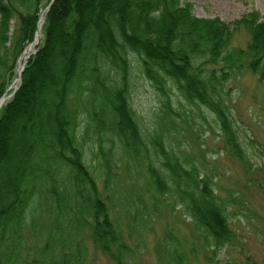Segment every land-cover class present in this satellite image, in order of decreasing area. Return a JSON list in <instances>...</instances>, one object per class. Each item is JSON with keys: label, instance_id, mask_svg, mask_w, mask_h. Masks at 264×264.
<instances>
[{"label": "trees", "instance_id": "obj_1", "mask_svg": "<svg viewBox=\"0 0 264 264\" xmlns=\"http://www.w3.org/2000/svg\"><path fill=\"white\" fill-rule=\"evenodd\" d=\"M49 6L0 108V264H92L91 252L139 264L151 225L178 207L189 233L166 230L158 264L231 247V211L251 184L264 190V170L252 173L227 85L249 73L264 87V15L228 23L182 0H0V99ZM241 32L246 46L234 47ZM140 75L158 99L146 115L132 102ZM205 127L244 188L208 172Z\"/></svg>", "mask_w": 264, "mask_h": 264}, {"label": "rangeland", "instance_id": "obj_2", "mask_svg": "<svg viewBox=\"0 0 264 264\" xmlns=\"http://www.w3.org/2000/svg\"><path fill=\"white\" fill-rule=\"evenodd\" d=\"M193 6L196 16L201 18H220L232 23L252 11L264 15V0H182ZM43 38L42 32L39 40L28 45L30 54L36 52ZM246 35L241 32L233 40L234 47L245 48ZM25 52V51H24ZM24 54V53H23ZM23 56V55H22ZM19 66V64H18ZM18 69V67H17ZM136 90L132 102L140 114L146 115L158 106V99L149 83L138 76ZM227 88L233 98L232 108L244 135L253 143L255 157L253 159L252 173L255 177L262 176L264 170V87L249 73L234 78ZM211 132L204 128L202 135L203 149L206 151L208 172L219 177L221 185L229 190L244 188L246 183L245 171L233 162L222 149L220 132L217 127ZM189 149V148H188ZM244 207L233 208L231 211V227L237 233L232 246L220 251L217 256L210 251L205 252L201 244L198 251L193 252L190 259L192 264H264V190L251 184L249 191L244 194ZM176 210H164L161 218L151 225L148 233V246L139 264H158L154 246L157 240L162 239L166 230L183 237L189 233L190 222ZM181 237V238H182ZM199 243L196 244L198 246ZM93 255V253L91 252ZM90 254L92 264H109L106 259ZM95 256V254H94Z\"/></svg>", "mask_w": 264, "mask_h": 264}, {"label": "bare ground", "instance_id": "obj_3", "mask_svg": "<svg viewBox=\"0 0 264 264\" xmlns=\"http://www.w3.org/2000/svg\"><path fill=\"white\" fill-rule=\"evenodd\" d=\"M43 24H44V21L41 19L40 22H39V25H38V31L36 33V41L39 40L40 37H41V32H42ZM30 50H31L30 48L26 49L25 52H24V54H23V56H22V58H21V60L19 61V66H18V69H17V74H16V77H15V79L13 81L12 88H11L10 91L15 90L18 87V85H19V82H20V78H19V72L20 71L19 70L22 68L23 64L26 62V58L29 56ZM9 97L10 96H9V93H8V95H6L4 97V99L2 100V102H0V108L8 100Z\"/></svg>", "mask_w": 264, "mask_h": 264}, {"label": "water", "instance_id": "obj_4", "mask_svg": "<svg viewBox=\"0 0 264 264\" xmlns=\"http://www.w3.org/2000/svg\"><path fill=\"white\" fill-rule=\"evenodd\" d=\"M49 8H50V6H49V7L44 11V13L42 14L41 19H42L43 21L45 20V17H46V14H47ZM41 19H40V20H41ZM20 60H21V58H20ZM20 60H19V61H20ZM23 70H24V67L22 66V68L19 70V71H20V72H19V78H20V76H21ZM11 88H12V85L9 87V89H8L7 91H9ZM17 89H18V88H16V89L13 91L12 94H14V93L17 91ZM4 97H5V96H3V97L0 99V102H2V100L4 99Z\"/></svg>", "mask_w": 264, "mask_h": 264}]
</instances>
